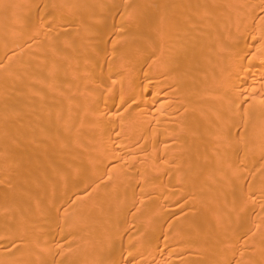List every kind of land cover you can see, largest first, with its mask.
I'll list each match as a JSON object with an SVG mask.
<instances>
[{"label":"bare ground","instance_id":"6f19581e","mask_svg":"<svg viewBox=\"0 0 264 264\" xmlns=\"http://www.w3.org/2000/svg\"><path fill=\"white\" fill-rule=\"evenodd\" d=\"M104 1L0 0V264H264V0Z\"/></svg>","mask_w":264,"mask_h":264},{"label":"rangeland","instance_id":"374dc122","mask_svg":"<svg viewBox=\"0 0 264 264\" xmlns=\"http://www.w3.org/2000/svg\"><path fill=\"white\" fill-rule=\"evenodd\" d=\"M122 0H107V1H104V3L105 4H117V3H120ZM200 13V12H199ZM202 13V12H201ZM118 17H120V15L118 16ZM129 27V25H126V27L124 28V29H126V28H128ZM194 32V31H193ZM4 65H7V63L5 64L4 63ZM26 207H21V210L22 209H24V208H29L28 207V205H25ZM45 209V208H44ZM16 218V217H15ZM63 240V239H62ZM62 240H60L59 238H56V242L57 243H53V244H51V245H49L48 246V249H49V251H51V253H54V254H56L55 252H57L58 251V246L60 247L61 246V249H60V251H62L64 248H63V246H62ZM66 242L68 243V240H66ZM65 242V243H66ZM6 243H8V241H6ZM44 255H46L45 253H43V252H41V256L43 257ZM54 260H56V259H54Z\"/></svg>","mask_w":264,"mask_h":264}]
</instances>
